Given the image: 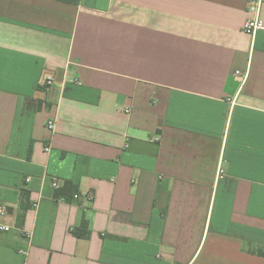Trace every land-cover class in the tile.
<instances>
[{"label":"crops","instance_id":"1","mask_svg":"<svg viewBox=\"0 0 264 264\" xmlns=\"http://www.w3.org/2000/svg\"><path fill=\"white\" fill-rule=\"evenodd\" d=\"M248 18V0H0V264H264Z\"/></svg>","mask_w":264,"mask_h":264},{"label":"built area","instance_id":"2","mask_svg":"<svg viewBox=\"0 0 264 264\" xmlns=\"http://www.w3.org/2000/svg\"><path fill=\"white\" fill-rule=\"evenodd\" d=\"M263 4L264 0H248V13H249V18L246 20L244 24V31L251 35L254 36L257 32L264 30V18L262 16V9H263ZM240 71H237V74H239ZM52 77H47L45 80H43L41 83L45 86L49 85L52 83ZM131 109H127V112H130ZM55 127V122L50 121L49 122V128H54ZM46 150H50V146L46 147ZM222 172V170H220ZM52 184L54 187L59 186V181L56 177L53 178ZM79 194H75V198H78ZM94 194L91 193L89 194V198H93ZM36 205V204H35ZM0 212L5 213L6 212V206L0 204ZM0 230L3 231H9L10 227L4 224L0 223ZM26 250L22 249L21 253L26 254Z\"/></svg>","mask_w":264,"mask_h":264},{"label":"trees","instance_id":"3","mask_svg":"<svg viewBox=\"0 0 264 264\" xmlns=\"http://www.w3.org/2000/svg\"><path fill=\"white\" fill-rule=\"evenodd\" d=\"M71 3H78L79 0H63ZM79 191L78 186L73 182H67L65 186L56 191V196L60 198L71 199L72 196ZM74 233L79 237H87L89 235L87 222L84 220L80 227L73 229ZM261 255H264V250L260 251Z\"/></svg>","mask_w":264,"mask_h":264}]
</instances>
